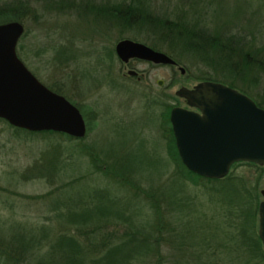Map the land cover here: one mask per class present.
Returning a JSON list of instances; mask_svg holds the SVG:
<instances>
[{"label":"rangeland","instance_id":"1","mask_svg":"<svg viewBox=\"0 0 264 264\" xmlns=\"http://www.w3.org/2000/svg\"><path fill=\"white\" fill-rule=\"evenodd\" d=\"M8 1L0 0V5ZM128 1L27 0L30 7L21 22L17 55L41 83L79 107L86 133L33 134L0 119V234L9 238L13 225L42 224L55 232H75L65 216H57L60 209L54 203L59 195L72 186L82 193L90 186L108 187L136 209L138 219L153 215L164 224L159 262L155 257L153 264H264V258L254 257L255 248L247 253L235 247L241 232L247 239L258 236L264 166L230 167L228 182L242 180L250 195L248 201L231 202L225 196L229 187L220 192L219 183L210 185L178 165L169 122L173 107L189 108L176 90L202 81L223 83L263 104L264 72L255 66L235 73L208 66L181 44L170 46L156 22L139 20V15L134 21L115 19L114 3ZM135 1L152 15L190 10L188 16L199 14L221 31H239L238 37L244 35L257 49L264 45V0ZM123 39L164 52L176 63L138 62L136 68L149 70V77L129 78L115 51ZM206 73L212 80H200ZM149 92L158 97L157 106ZM50 162L56 166L47 172ZM120 177L128 183L122 184ZM152 205L158 208L157 218ZM98 210H89V218L99 220ZM248 210L254 217L245 218ZM242 223L245 231L240 230ZM107 225L104 230L112 229ZM5 261L0 254V264Z\"/></svg>","mask_w":264,"mask_h":264},{"label":"trees","instance_id":"2","mask_svg":"<svg viewBox=\"0 0 264 264\" xmlns=\"http://www.w3.org/2000/svg\"><path fill=\"white\" fill-rule=\"evenodd\" d=\"M29 7L27 0H10L0 5V22H22ZM189 11L182 9L173 14L161 12L152 15V11L146 10L143 4L130 0L120 4L114 3L112 15L117 20L125 21H134L139 15L141 16L139 20L156 22L162 31V37L169 38L170 46L181 44L187 52L198 57L208 66H217L220 69L223 67L229 73H235L240 68L252 70L255 66L264 72V45L257 49L247 42L246 36V38L243 37L244 35L238 37L239 31L234 32L229 29V31L225 30L227 32L221 31V26L206 22L199 14L195 15L193 12L191 17L188 16ZM200 80L212 79L206 73ZM53 91L60 93L55 89ZM256 103L264 107V102ZM15 129L23 130L16 127ZM27 132L59 133L55 131ZM177 162L190 175L203 179L210 185L219 183L221 186L217 190L220 192H224L229 187L230 191L225 196L231 202L248 201L250 195L242 180L238 179L235 183L228 182L229 174L220 179L201 177L189 171L182 164L179 156ZM237 163L255 165L251 162ZM55 166L53 162H50L47 172L51 171L49 167L53 169ZM125 180V177H120L122 184L128 183ZM115 193H111L108 187L96 186H90L82 193L81 189L72 186L71 189L59 195L54 205L56 209H60L57 216H65L67 224L75 227V232H72L70 228L55 232L45 224L39 227L13 225L9 238L6 237L7 234H2L3 232L0 234L1 256L6 259L7 264H141L142 260L144 264H153L152 259L155 257L159 262L161 247L159 239L161 226L164 224L160 218H157L158 208L152 205L156 210L157 220L153 218V215L148 219H138L136 209L130 208L129 202H124ZM108 195L111 197H107ZM96 209H100L97 221L90 219V215L87 214L89 210ZM254 214L255 212L251 213L248 210L245 212V218L254 217ZM106 224L112 229L104 230ZM244 225L246 224L242 223L241 231L246 230ZM246 237V232H241L240 240H236L235 247L245 252L253 247L255 248L252 251L254 257L264 258V249L259 237L257 236L254 240L251 238L248 240Z\"/></svg>","mask_w":264,"mask_h":264},{"label":"water","instance_id":"3","mask_svg":"<svg viewBox=\"0 0 264 264\" xmlns=\"http://www.w3.org/2000/svg\"><path fill=\"white\" fill-rule=\"evenodd\" d=\"M23 32L19 21L0 24V119L28 131L83 137L86 123L80 110L41 83L17 55ZM115 50L123 61L137 57L157 64L176 63L166 53L130 39L120 40ZM175 95L189 107L170 111L178 156L188 170L220 179L237 162L264 166V108L253 99L213 81L180 87ZM258 236L264 247V200L258 206Z\"/></svg>","mask_w":264,"mask_h":264},{"label":"flooded vegetation","instance_id":"4","mask_svg":"<svg viewBox=\"0 0 264 264\" xmlns=\"http://www.w3.org/2000/svg\"><path fill=\"white\" fill-rule=\"evenodd\" d=\"M119 42V41H118ZM116 51V50H115ZM122 62V65L123 67L122 68H128L127 70V74L126 76L129 77V78H135V80L137 81H141L142 79H146L149 77L150 75V72L149 70H145V69H138L136 68V63L138 62H144V63H147V64H154V65H159L157 63H154L152 61H148V60H144V59H140V58H137V57H131L129 58L127 61H121ZM170 66H173V65H170ZM132 72V73H131ZM123 75V73H122ZM125 76V75H123ZM36 77V76H35ZM37 78V77H36ZM38 79V78H37ZM39 80V79H38ZM157 84H158V81H157ZM159 85V84H158ZM46 86V85H45ZM82 86V85H81ZM160 86V85H159ZM48 87V86H46ZM50 89V87H48ZM84 88V87H83ZM52 90V88H51ZM148 94V93H147ZM153 103H154V106H157L158 103H159V99L158 97L155 95L153 96L151 92H149V94ZM65 97V96H64ZM148 97V96H147ZM149 98V97H148ZM76 106V105H75ZM77 107V106H76ZM79 109V107H77ZM80 110V109H79ZM82 114V113H81ZM83 116V115H82ZM169 122H170V116H169ZM170 131L173 135V138H174V134H173V130H172V126H171V122H170ZM174 141H175V138H174ZM176 145V143H175ZM177 149V148H176ZM178 153V152H177Z\"/></svg>","mask_w":264,"mask_h":264}]
</instances>
